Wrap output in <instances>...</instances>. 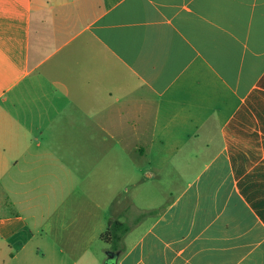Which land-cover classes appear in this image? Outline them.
<instances>
[{"label":"crops","instance_id":"0c3cea01","mask_svg":"<svg viewBox=\"0 0 264 264\" xmlns=\"http://www.w3.org/2000/svg\"><path fill=\"white\" fill-rule=\"evenodd\" d=\"M110 257L264 264V0H0V264Z\"/></svg>","mask_w":264,"mask_h":264},{"label":"rangeland","instance_id":"374dc122","mask_svg":"<svg viewBox=\"0 0 264 264\" xmlns=\"http://www.w3.org/2000/svg\"><path fill=\"white\" fill-rule=\"evenodd\" d=\"M142 198L146 201H148V203H153V202H162L165 198L164 194L162 193V191L155 187L152 183L151 184H144L143 186V192L141 195H139V199ZM145 202L142 200V202L140 203V206L143 205ZM139 205V203H138ZM151 217L147 218L150 219ZM147 222V221H146ZM109 224V223H108ZM109 225H104L103 227L99 228L97 227L96 229V233H98V235L103 236L104 233L106 232V230L108 229ZM146 228V226L140 227L139 232L143 231ZM102 234V235H101ZM135 238L136 235H138V232L133 234ZM132 238V239H133ZM121 244L123 245L122 242H119L117 245L116 244H110L111 249H115L116 247H121Z\"/></svg>","mask_w":264,"mask_h":264},{"label":"trees","instance_id":"16d2710c","mask_svg":"<svg viewBox=\"0 0 264 264\" xmlns=\"http://www.w3.org/2000/svg\"><path fill=\"white\" fill-rule=\"evenodd\" d=\"M127 231L128 227L124 223L115 221L108 227L102 238L105 243L117 245L127 233Z\"/></svg>","mask_w":264,"mask_h":264},{"label":"water","instance_id":"95a60500","mask_svg":"<svg viewBox=\"0 0 264 264\" xmlns=\"http://www.w3.org/2000/svg\"><path fill=\"white\" fill-rule=\"evenodd\" d=\"M107 264H116V258L110 257Z\"/></svg>","mask_w":264,"mask_h":264}]
</instances>
